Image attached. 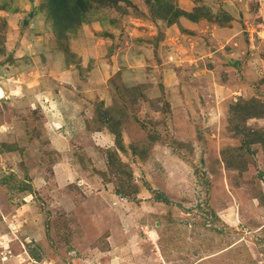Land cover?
I'll use <instances>...</instances> for the list:
<instances>
[{
	"label": "rangeland",
	"instance_id": "374dc122",
	"mask_svg": "<svg viewBox=\"0 0 264 264\" xmlns=\"http://www.w3.org/2000/svg\"><path fill=\"white\" fill-rule=\"evenodd\" d=\"M261 2L0 0V264H264Z\"/></svg>",
	"mask_w": 264,
	"mask_h": 264
},
{
	"label": "crops",
	"instance_id": "0c3cea01",
	"mask_svg": "<svg viewBox=\"0 0 264 264\" xmlns=\"http://www.w3.org/2000/svg\"><path fill=\"white\" fill-rule=\"evenodd\" d=\"M261 6L263 7V8H259L261 11H264V2H261ZM234 23V27L233 28H230V30H229V28H228V31H229V33H228V36H229V39L230 40H232V41H234L235 40V38L238 36V35H240V33H241V31H239V28H238V25H237V23H235V21H230V23ZM259 25H264V18H262V21H260L259 23H258ZM236 25V26H235ZM218 30L219 31H222L223 30V28H218ZM218 32V31H217ZM220 34V36H223L224 34L223 33H227V31L225 30L223 33H221V32H219ZM237 40V39H236ZM236 43L235 42H233V46H236L235 45ZM233 50H235V48L233 47ZM213 53H216L215 51H212ZM230 54V56H231V54H232V52H230L229 53ZM237 63V62H236ZM234 67V66H233ZM220 83H224V81H219ZM247 81L246 80H244V79H242L241 77H240V79L238 80V85H236L238 88H241V91L240 90H236L235 88L236 87H234V88H227V90H223V89H218V94H220V96H224L225 94H227L228 96H233L232 95V93H234L235 95L234 96H242V97H244V95H243V93H242V90H243V92L245 93V94H247V89H249V90H251L250 88H251V86L249 85V84H247L246 83ZM221 85H223V84H221ZM220 87V86H219ZM232 212H233V210L231 211V213H227V214H224L223 216H224V221L227 223V224H229L230 226H235L236 224H237V218L235 217V215H232Z\"/></svg>",
	"mask_w": 264,
	"mask_h": 264
}]
</instances>
